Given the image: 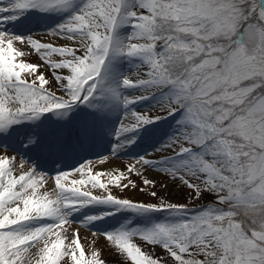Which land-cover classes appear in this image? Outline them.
<instances>
[{
    "label": "snow or ice",
    "instance_id": "6c2138e0",
    "mask_svg": "<svg viewBox=\"0 0 264 264\" xmlns=\"http://www.w3.org/2000/svg\"><path fill=\"white\" fill-rule=\"evenodd\" d=\"M72 4L12 0L0 7V14L68 9ZM16 18L0 15V22ZM124 26L132 32L121 44L115 32ZM49 35L70 43L56 45L0 32V133L44 113L66 115L74 105L88 104L98 89L104 92L100 78L109 56L119 55L138 57L147 67L136 80L124 78L120 87L169 90L168 114L179 111L183 119L164 154L141 157L123 170L94 172L92 162L85 163L58 173L52 178L53 192L42 195L39 186L47 176L31 166L17 177V158L0 149V264H59L69 253L65 239L54 230L70 226L68 214L92 203L135 212L184 211L189 204H173L156 191L167 187L150 178L157 167L163 169L160 175L187 189L189 199L212 194L213 202L224 207L142 232L105 233L109 246L124 257L121 264H264V0H84L80 10ZM16 42L37 54L43 50L41 59L51 80L40 72L41 64L19 59L26 53ZM53 82L55 91L47 87ZM108 92L119 95L116 88ZM121 100L125 106L136 102ZM131 115L135 122L121 121L118 141L162 118ZM89 135L86 126L78 132L81 140ZM30 142L42 152L62 147L59 140ZM19 165L22 169L24 162ZM76 173L81 178L69 180ZM96 189L99 194H94ZM137 191L156 203L122 195ZM37 220L54 222L22 230ZM51 236L55 240L49 244ZM134 237L149 250L133 242ZM32 248L37 251L30 252ZM67 248L71 264H106L95 248L91 259L86 258L79 228Z\"/></svg>",
    "mask_w": 264,
    "mask_h": 264
},
{
    "label": "rangeland",
    "instance_id": "374dc122",
    "mask_svg": "<svg viewBox=\"0 0 264 264\" xmlns=\"http://www.w3.org/2000/svg\"><path fill=\"white\" fill-rule=\"evenodd\" d=\"M11 3L12 0H2V2H0V7L9 6ZM83 3L84 0H74L72 6L68 9L42 11L33 8L23 12H16L13 14L17 16L16 19L24 18L27 20L32 17L35 19L37 16H45L46 20L45 22L35 24V27L25 33H16L15 31L9 32L7 31L9 27L0 29V32L8 33L12 37L34 38L56 45L70 43L68 41L58 40L50 35L48 36V34L55 32L59 25L65 24L70 16L80 10ZM16 19L7 20L6 23L10 24L17 22ZM6 23L1 26H5ZM23 25L24 24H21L18 27L20 29L27 28L23 27ZM121 28L122 30H120ZM130 33L131 30L129 27H119L115 32V39L123 44ZM15 46L21 48L26 53L24 57L19 59L23 62L41 64L40 72H43L45 76L51 80L52 77L49 68L41 59L43 50L41 53L37 54L32 51L29 46L21 45L19 42H16ZM29 52H31L30 55L28 54ZM52 59L55 60L59 58L53 56ZM146 70V65H127L126 55L109 56L100 78V87L104 89V92L101 93L98 89L96 96L88 104H76L66 115H62V117H67L66 121L69 119L78 120L74 128L76 144L73 141L68 144L67 141L69 139L72 140V138L69 137V134H63L62 132H58L53 138L51 136L48 137L49 141L47 143H49L50 140H59L62 142L61 148H63V145L69 146L67 147V152L69 153L67 157L65 153L59 154L62 160L66 159L67 163L50 162L52 163V169L48 170L43 169L40 164L37 163L41 158L33 160L30 156L18 157V155L14 153L17 158L14 175L18 177L20 174L30 171L31 166L35 168L37 173H44L47 176L45 177V183L39 186V194L42 195L44 192H53L55 185L52 178L58 173L71 171L85 163L92 162L90 167L94 172L111 171L114 168L123 170L124 166L131 161H136L141 157H147L149 154L159 156L168 151L165 149V145L169 143L176 133H178L180 130L178 121L183 119V114L179 111L174 116H164L168 113L165 102L170 95L169 90L164 89L156 91L145 87H120L124 78L136 80L138 76L142 75ZM24 78L29 80L34 79V77L27 76ZM47 87L55 91L56 84L53 82ZM110 88H116L119 95H111V93L108 92ZM121 97L134 98L136 102L125 106L122 103ZM140 97L146 98L139 99ZM132 112L143 113L150 117L159 115L163 120L160 121L158 119V121L156 120L157 123H155V121L149 124L150 126L146 125L144 128H140L135 132L121 137L118 141L116 136L121 121L124 119L125 124H133L135 122V118L131 115ZM48 113H44L39 117L41 121H24L13 125L7 133H0V142L8 141L10 144H15L17 142L20 147L25 144L27 147L23 149L25 152L29 153L32 150V154H36L35 148L37 144H33L30 141L35 140L39 142V135L35 132H30V137H23L25 133L22 131V127L31 130V127L35 128L37 125H40L45 131V134L49 135L50 131L45 125L44 118L45 114L48 115ZM126 115L128 116L125 117ZM51 119L56 122V115L53 114ZM85 126L88 127L90 132L89 137L84 139L86 143L82 142L78 136L79 130ZM15 129H18V132H16ZM41 140H43V137ZM133 140L134 142H131ZM0 149H4L12 154V151L8 150L5 144L0 143ZM103 158H107V160L101 163L99 160ZM44 159L48 160L47 158ZM20 160L24 162V167L22 169L19 165ZM162 171V168L157 167L156 171L150 175V178L157 179L158 184L167 185L166 188L158 186L156 189L158 194L165 200L176 205L189 204L188 208L184 211L135 212L112 204L92 203L78 210L71 211L68 214L71 225H64L62 228L54 230L60 233L62 239H65V251L69 253L60 260L59 264H66V262L67 264H71V254L70 250L67 248V244L73 239V231L77 228H79L80 242L85 251L86 258L91 259L93 248H95L101 252V258L106 264H121V260L124 257L120 256L114 247L109 246V242L104 238L105 233H115L120 230L142 232L159 224H174L193 218L205 209L210 210L214 207H222L213 202L214 196L212 194L206 193L198 201L189 199L187 189L180 186L178 182L170 181L166 176L160 175ZM35 178L38 180L40 179L39 175ZM80 178L79 173H76L71 175L69 180ZM133 178L136 179L135 177ZM104 180L106 182L107 178L105 177ZM137 183H139V180H137ZM113 193L118 196L121 195V193L115 189H113ZM94 194H99V189L94 190ZM122 195H126L134 200L156 203V201L151 200V197L138 191L122 193ZM90 217H96L97 219L90 220ZM53 222L52 220L32 221L24 225L22 230H30ZM93 233L97 234V236H93ZM54 240L55 236H51L49 238V244L54 242ZM133 242L141 245L145 251L149 250L148 246L144 245L139 238L134 237ZM42 243L43 242H41V246ZM35 251H37L36 248L30 249V252ZM157 253L162 254L159 248H157Z\"/></svg>",
    "mask_w": 264,
    "mask_h": 264
},
{
    "label": "bare ground",
    "instance_id": "6f19581e",
    "mask_svg": "<svg viewBox=\"0 0 264 264\" xmlns=\"http://www.w3.org/2000/svg\"><path fill=\"white\" fill-rule=\"evenodd\" d=\"M13 155V154H12ZM15 156V155H14Z\"/></svg>",
    "mask_w": 264,
    "mask_h": 264
},
{
    "label": "trees",
    "instance_id": "16d2710c",
    "mask_svg": "<svg viewBox=\"0 0 264 264\" xmlns=\"http://www.w3.org/2000/svg\"><path fill=\"white\" fill-rule=\"evenodd\" d=\"M223 207V206H222Z\"/></svg>",
    "mask_w": 264,
    "mask_h": 264
}]
</instances>
